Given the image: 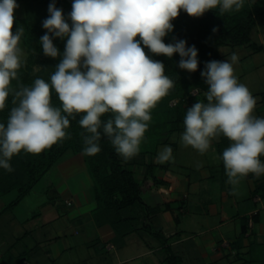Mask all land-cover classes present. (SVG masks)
<instances>
[{"label":"clouds","instance_id":"9594fccd","mask_svg":"<svg viewBox=\"0 0 264 264\" xmlns=\"http://www.w3.org/2000/svg\"><path fill=\"white\" fill-rule=\"evenodd\" d=\"M244 4L245 0H73L70 26L53 0L42 24L47 32L40 37V45L46 57H61L60 62L51 83L37 78L31 86L17 90L11 82L18 79L25 62L20 47L25 30L13 31L16 0H0V110L9 95L16 105L6 126L0 123V168L11 172L10 161L21 151L39 155L68 138L69 117L75 119L77 114H83L78 123L84 130V155L101 151L102 129L125 161L136 156L152 109L174 87L163 62L153 59L145 48L169 59L178 53L179 68L194 73L199 65L196 47H188L182 39L164 42L173 31L172 21L181 10L198 18L217 8L221 15L238 12ZM53 38H67L62 56ZM238 59L233 53L230 60L206 62L201 77L207 85V102L197 101L187 108L180 138L183 146L200 154L221 136L230 141L221 159L233 195L249 174L264 175L260 159L264 156V117L253 115L257 101L235 75L233 65ZM52 90L61 107L52 105ZM109 113L111 118L102 121ZM171 158L172 148L165 146L157 162Z\"/></svg>","mask_w":264,"mask_h":264},{"label":"trees","instance_id":"16d2710c","mask_svg":"<svg viewBox=\"0 0 264 264\" xmlns=\"http://www.w3.org/2000/svg\"><path fill=\"white\" fill-rule=\"evenodd\" d=\"M52 2L53 0H16L18 5L24 3L29 4L31 8L37 6L45 9H48L49 4ZM72 3L73 0H55L56 7L68 13L65 20L70 26L69 13L72 10ZM245 5L238 12H226L221 15L219 8H217L198 18L191 17L181 10L180 15L172 21L173 31L164 38V42L174 43L175 40L182 39L187 42L188 47L193 45L196 47L199 65L194 73L179 68L178 64L181 58L178 53L169 59L163 55L155 56L145 48V52L153 59L163 62L165 74L174 81V87L152 109V119L136 156L125 161L116 153L110 140L103 134L102 129H100L101 139L99 141L101 151L94 156L84 155V142L81 135L84 130L78 123L83 114H77L75 119L69 117L70 126L66 130L68 138L46 149L39 155L21 151L18 155L13 156L10 161L13 168L11 172L0 168V198L15 193V200L8 205L9 207L15 206L29 195L62 157L68 153H80L84 156L99 205L94 212L97 225L109 224L119 236L134 232L141 223L144 224L149 215L160 211L159 206H147L145 200L156 190L160 189L163 193L165 188L174 189L178 184L177 179L169 172V165H155L152 162L146 164V157H157L159 146L169 144L170 137L173 134L184 131V118L187 108L197 101L207 102L204 96L207 85L201 77L206 62L224 61L220 49L225 46L243 47L249 45L256 50L263 49L262 46L252 43L251 35L258 20H264V0ZM19 27L24 28L25 31L21 39L33 54L30 62L41 64V68L34 74L21 71V75H18V79H16L17 87L15 89L18 90L21 86H31L37 78H42L51 83L50 77L55 72V67L60 62L61 57L53 59L43 54L40 37L47 30L41 24L15 17L13 30ZM213 29H217V31L214 32ZM136 39L139 40V37ZM66 40L67 38H53V43L60 50L61 56ZM194 90H198L199 94L192 95L191 92ZM12 100L13 96L9 95L6 107L0 110V123L5 124V126L11 109L16 106L12 103ZM51 102L54 107H61V102L54 90L51 93ZM109 118H111L110 113L105 114L101 119L106 122ZM176 147V144L171 145L172 152L176 150ZM143 164H146V172L144 179L140 181L136 177V172L129 166ZM157 167L164 171L162 179L155 176ZM170 203L169 201L164 204L169 206ZM154 234L166 252V258L161 264H182V258L174 254L168 244L169 238H163L162 234L158 232Z\"/></svg>","mask_w":264,"mask_h":264},{"label":"crops","instance_id":"0c3cea01","mask_svg":"<svg viewBox=\"0 0 264 264\" xmlns=\"http://www.w3.org/2000/svg\"><path fill=\"white\" fill-rule=\"evenodd\" d=\"M253 50L260 51L254 48ZM262 95L264 102V93ZM258 110H261V113L263 111L261 108ZM259 117H264V115ZM169 144L173 143L169 142ZM229 146L230 141L224 137V147ZM260 159L264 162V156H261ZM149 162L155 165H169V172L177 179L178 184L174 189L165 188L163 193L160 189L156 190L148 197L145 200L146 205L149 207L159 206L160 211L149 215L144 224L141 223L134 232L119 236L109 224L98 226L96 223L94 212L99 205L83 154L68 153L62 157L53 169L61 174L63 182L50 184L47 187L49 198L48 201L37 206L38 213L34 214L32 220L35 223L34 230L18 234L11 241L12 245L10 246L16 247L24 237L32 239V247L28 244L22 247L18 257L20 263L35 264L31 260L43 251L44 258L35 259L40 260L38 264H49L48 260L54 262L55 259L57 260L79 245L94 249L95 257L100 259L101 255L115 251L116 242H118L121 246L145 244L148 249L141 251L133 261L139 260V264H161L166 258V252L161 242L155 237L154 233L158 232L162 234L163 238H169L168 244L173 253L180 256L183 260L182 264H185L184 256L174 250V247L183 242V237L186 236H183L185 232L179 233L177 230L180 224V215H176V211H174L176 208L173 204L178 201H183V203L187 201L190 189L194 188L199 191L201 185L182 178L178 175L179 172L172 171V163H159L157 157L147 156L146 164ZM146 164L129 166L136 172V177L140 181L145 177ZM155 176L162 179L164 171L157 167ZM202 179H213L211 170H202ZM245 180L249 188V197L245 199L243 206L234 201L232 207H236V212H232V214L226 210L224 203L220 206L212 200H207L205 196L203 197V204L206 205L204 215L207 220L205 222L209 223L210 217H215V219L211 220L210 226L203 227L200 233L191 232L189 236L196 242L197 250L201 255L196 260L201 264H222L225 260L231 261L233 264H264V175L256 177L249 174ZM223 196L225 202L230 199L229 194ZM164 201L171 203L166 206ZM2 212L0 209V213ZM184 212H188V209L185 210L184 206H181L179 214ZM162 217L166 218L167 228L163 225ZM49 225L54 233H51L50 229H46ZM231 233H234V236ZM75 238H78L79 241L74 242ZM2 260L3 258L0 256V262ZM101 261L103 264H130L129 259L115 262L114 257L103 256ZM80 263L87 264L88 262L87 259H82Z\"/></svg>","mask_w":264,"mask_h":264},{"label":"rangeland","instance_id":"374dc122","mask_svg":"<svg viewBox=\"0 0 264 264\" xmlns=\"http://www.w3.org/2000/svg\"><path fill=\"white\" fill-rule=\"evenodd\" d=\"M257 1L258 0H245V4H253ZM245 4L244 6H246ZM63 14L64 17H66L68 13L63 12ZM14 15L18 19H28L32 22L42 25L43 21L48 18L49 12L48 9L37 6L35 8H31L29 4L22 3L15 10ZM13 31L15 32V30ZM251 36L252 43L263 46V50L255 52L251 46L246 45L243 47L225 46L220 49V52L224 57V60H230V57L233 53L238 56V62L233 65L235 75L237 76L240 83L247 86L253 97L256 99L257 103L253 115L259 117L260 115H264V102L262 95L264 93V20H258ZM20 47L25 53V62L23 63L21 70H19L18 75H21V71L31 72L32 74L39 71L41 64H32L30 62L33 54L28 50L22 39L20 42ZM16 83L17 80H13L11 82V87L13 89L17 87ZM198 92V90H194L191 92V94L198 95ZM172 105H174V103H172ZM259 108L263 110L262 113L260 112L261 110H258ZM182 133L183 132L175 133L170 137V143L177 144L178 148L176 151H174V153L172 152L171 160L163 164L172 163V171L179 172L178 175L182 176V178H186L191 182L200 184L201 188L199 191L191 188L187 201L184 203L183 201H178L173 204L176 208V210H174L176 211V215H180V224L177 227V230L179 233L185 232L183 233V236H186L183 237V242L174 247V250L184 256L185 264H201V262L196 260V258L201 257L199 251L197 250L196 242L194 238L189 236L191 235V232L200 233V230H202L203 227L207 228V226H210L209 224L211 223V220L215 219V217H210V221H208L209 223H207V221L205 222V220H207L205 219L206 216L204 215V209L206 205L203 204V197L205 196L207 200H212L220 206L222 203H224L226 210L232 214V212H236V207H232L234 206V201L239 202L241 206H243L244 201H246L245 199L249 197V188L244 178L241 180V183L238 186V194H232V186L227 183V176L223 161L221 159L222 152L225 149L223 145V136L219 137L217 140H213L209 150L204 154H200L192 147H185L182 145L180 140ZM165 146L171 147L170 144H163L159 147L158 153H160ZM204 169L211 170L213 179H202V170ZM62 182L63 179L61 174H59L56 169H53L51 172L46 174L45 177H43V179L37 184L33 192L28 197H26L23 201H19L15 206H8L12 201L15 200V193L0 198V209L3 211L0 213V256L3 258L0 264H21L18 257L19 254H21L20 252L22 251V247L27 244L32 247V239L24 237L20 240V244H18L16 247L10 246L12 245L11 241L14 240V237L18 234H23L27 231L32 232L34 230L35 223L32 222V220L34 214L38 213L37 206H40L43 202L48 201L49 198V195L47 194V187L50 184H60ZM205 190L206 192L204 193ZM227 194H229L230 199L225 202L223 195ZM181 206H184L185 210L187 208L188 212L179 214V209ZM161 219L163 220V225L167 228L165 221L166 218L162 217ZM46 229H50L51 233H54L51 225L47 226ZM231 234L234 236V233ZM78 238H75L74 242L81 239ZM116 244L117 248L115 251L112 253H105L103 255L107 258L114 257L115 262L129 259L130 264H139V260L133 261V259H135L141 251H146L148 249L143 243H140V245H122L123 247L121 244H118V242H116ZM103 256L101 255L99 259L95 257L94 249L92 250L91 248H86L79 245L72 251L66 252L57 260L55 259L54 262H51L48 259L46 260H48L47 262L49 264H81L80 260L87 259V264H103L101 261V257ZM38 257L44 258L43 251H41V253L35 258L38 259ZM35 258L31 261L35 264H38L40 260L38 261ZM222 264L233 263L231 261L225 260Z\"/></svg>","mask_w":264,"mask_h":264}]
</instances>
